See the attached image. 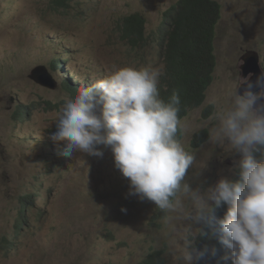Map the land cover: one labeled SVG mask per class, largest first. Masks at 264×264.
<instances>
[{
  "label": "rangeland",
  "instance_id": "obj_1",
  "mask_svg": "<svg viewBox=\"0 0 264 264\" xmlns=\"http://www.w3.org/2000/svg\"><path fill=\"white\" fill-rule=\"evenodd\" d=\"M176 1L91 0L86 22L64 35L37 12L36 5H21L8 13L10 20L0 22V264H139L151 245L165 246L168 264H182L170 248L174 241L178 243L183 228L195 231L196 221H180L175 214H166L163 221L156 220L163 222L161 225L153 223L157 206L130 194V179L116 166L111 147L98 145L103 152L98 156L69 151L63 142H54L51 134L57 131L54 120L59 109L45 104L52 101L61 105L60 98L69 95L61 85L62 74L85 84L84 69L108 70V61L118 67L163 69L157 46L146 48L142 60L124 45L119 38L120 21L124 15L141 12L156 28L165 10ZM218 1L222 18L216 29L214 80L205 104L190 110L183 129V144L197 157L185 181L192 177L196 183L191 187L202 191L205 179L216 177L212 172L218 161L233 155L234 149L228 141L219 144L208 138L192 150V136L202 129L210 134L215 106L229 104L236 78H243L240 66L247 52L257 51L261 60L264 55V0ZM114 35L118 45L112 42ZM102 52L105 61L98 59ZM57 53L63 54L66 63L54 74L60 84L56 90L28 78L34 67ZM20 103L28 111L22 121L13 115ZM210 105L213 111L206 114ZM14 123L22 129L16 131ZM23 194L33 196L25 221L28 227L13 233L15 249L11 246L3 251L1 241L12 234Z\"/></svg>",
  "mask_w": 264,
  "mask_h": 264
},
{
  "label": "clouds",
  "instance_id": "obj_2",
  "mask_svg": "<svg viewBox=\"0 0 264 264\" xmlns=\"http://www.w3.org/2000/svg\"><path fill=\"white\" fill-rule=\"evenodd\" d=\"M179 1L165 10L156 28L141 12L124 15L119 38L142 60L146 48L157 46L158 55H162L159 58L164 62L163 54L169 43V39L164 38L170 28L168 14ZM216 1L221 6V13L213 39L216 57L213 80L218 63L216 29L222 18V4ZM90 2L0 0V22L10 20L8 13L21 5H36L37 12L64 35L86 22ZM187 16L189 21V11ZM198 21L201 23L200 17ZM112 42L118 45L115 35ZM91 54L92 51L89 56ZM104 57V52L99 53V60L105 61ZM242 61L243 78H236L229 94L230 103L215 106V125L210 134L207 129H202L191 139L192 150L200 148L208 138L219 144L228 141V146L234 149L233 155H225L218 161V168L212 172L216 177L205 179L203 191L191 187L196 183L191 176L190 181V178L185 181L186 173L197 157L184 146L183 129L190 110L205 104L213 80L204 92L203 102L188 106L181 114L178 90L170 97L165 93L162 95V68L118 67L116 62L108 61V70L85 68L82 75L85 84L73 82L62 74L61 85L69 95L60 98L61 105L52 101L45 103L59 109L54 120L57 131L51 134V139L63 142L69 151L98 156L103 155L98 145L110 146L116 166L130 179V194L153 201L157 206L153 223L161 225L163 222L156 220L163 221L166 214H175L180 221H196L195 231L190 227L183 228L178 243L174 241L170 248L175 256L178 254L182 264H264V55L261 60L257 51L250 50ZM65 63L63 54L57 53L34 67L27 76L45 89L56 90L60 84L54 74H59ZM212 111L213 105H210L205 113ZM27 114L22 103L13 113L15 120L20 121ZM14 126H17L16 131L22 129L17 123ZM11 132L5 138V146ZM31 198V194L20 196L19 216L13 224L12 234L1 241L3 251L16 245L13 233L26 231L28 207L33 205ZM19 222L21 229L17 230ZM144 254L139 264L169 263L165 246L151 245Z\"/></svg>",
  "mask_w": 264,
  "mask_h": 264
},
{
  "label": "trees",
  "instance_id": "obj_3",
  "mask_svg": "<svg viewBox=\"0 0 264 264\" xmlns=\"http://www.w3.org/2000/svg\"><path fill=\"white\" fill-rule=\"evenodd\" d=\"M220 13L221 6L216 0H180L168 14L170 28L164 38L169 43L163 54L164 75L160 80L162 95L170 97L178 90L181 114L188 106L203 102L204 92L213 80L216 67L213 39ZM19 229L21 222L17 224Z\"/></svg>",
  "mask_w": 264,
  "mask_h": 264
}]
</instances>
